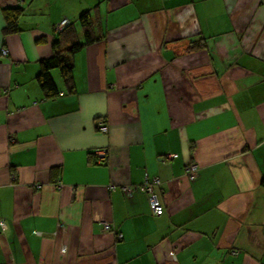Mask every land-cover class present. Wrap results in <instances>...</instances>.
I'll return each instance as SVG.
<instances>
[{
    "label": "crops",
    "instance_id": "obj_1",
    "mask_svg": "<svg viewBox=\"0 0 264 264\" xmlns=\"http://www.w3.org/2000/svg\"><path fill=\"white\" fill-rule=\"evenodd\" d=\"M88 11L49 99L40 62ZM263 175L264 0H0V264H264Z\"/></svg>",
    "mask_w": 264,
    "mask_h": 264
},
{
    "label": "trees",
    "instance_id": "obj_2",
    "mask_svg": "<svg viewBox=\"0 0 264 264\" xmlns=\"http://www.w3.org/2000/svg\"><path fill=\"white\" fill-rule=\"evenodd\" d=\"M2 15L4 20V36L20 31L18 27V20L22 15V9L20 7H4L2 9ZM78 20L82 28L83 41H79L74 26L67 24L58 33L57 40L52 43L53 48L57 49L58 52H56L52 57L40 62V70L36 76V80L40 85L44 96L49 99L57 97L60 92L54 80L50 76L51 70H58L60 78L65 83V86L68 87V90H71L72 65L70 64V57L81 51L84 47L98 41V38L95 37L93 31L94 23L91 18V12H84ZM61 42L62 45L60 47ZM62 46H65V48L62 49ZM195 47L199 46L195 45L191 48ZM66 55H69V57ZM260 186L264 189V175L260 179ZM116 236H118V234H116ZM235 253L236 252H233L232 254Z\"/></svg>",
    "mask_w": 264,
    "mask_h": 264
},
{
    "label": "built area",
    "instance_id": "obj_3",
    "mask_svg": "<svg viewBox=\"0 0 264 264\" xmlns=\"http://www.w3.org/2000/svg\"><path fill=\"white\" fill-rule=\"evenodd\" d=\"M66 24H67V20L64 19L61 23H59L56 26L57 27L56 32L59 33ZM98 129L100 132H103V133L106 132V127L103 123L98 124ZM98 154H99L98 162L104 163L106 161V154L103 151H100ZM185 172H186V175L189 177V179L192 180L195 178V176L197 174V166L195 164L191 163L188 166H186ZM159 184L160 183H159L157 178H152L150 180H146L145 184L141 186V189H143L150 196V207H151L152 213L154 215H160L163 212L162 206L159 205L158 200H157L156 196L154 195V187L156 185L158 186ZM37 188H40V185H37ZM120 188L124 193H126L128 195H131L132 190H133L128 186H122ZM110 189L114 190V189H116V186L111 185ZM1 225H2V227H4L3 223ZM104 230L111 231V226L109 224H104ZM63 251H64V249L62 250V252Z\"/></svg>",
    "mask_w": 264,
    "mask_h": 264
},
{
    "label": "rangeland",
    "instance_id": "obj_4",
    "mask_svg": "<svg viewBox=\"0 0 264 264\" xmlns=\"http://www.w3.org/2000/svg\"><path fill=\"white\" fill-rule=\"evenodd\" d=\"M79 41H83V35L81 36V38L79 39ZM56 72H58L59 74V71L58 70H55Z\"/></svg>",
    "mask_w": 264,
    "mask_h": 264
},
{
    "label": "clouds",
    "instance_id": "obj_5",
    "mask_svg": "<svg viewBox=\"0 0 264 264\" xmlns=\"http://www.w3.org/2000/svg\"><path fill=\"white\" fill-rule=\"evenodd\" d=\"M67 24H68V21H67ZM67 24H66V25H67Z\"/></svg>",
    "mask_w": 264,
    "mask_h": 264
}]
</instances>
